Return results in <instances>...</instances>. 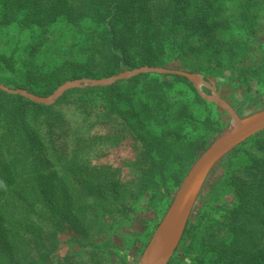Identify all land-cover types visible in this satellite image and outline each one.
Here are the masks:
<instances>
[{"label":"rangeland","instance_id":"1","mask_svg":"<svg viewBox=\"0 0 264 264\" xmlns=\"http://www.w3.org/2000/svg\"><path fill=\"white\" fill-rule=\"evenodd\" d=\"M132 1L135 0H127L129 7ZM178 1L180 6L193 9L191 4L195 0ZM198 2L199 13L190 14L188 20L182 21L178 27L179 38L183 40L193 35L198 41L197 45H187L183 51L176 48L174 57H171L167 49L163 50L155 43L154 57L148 61L134 56L135 52L126 57L128 64H123L122 59L112 64L102 60L93 64H71L53 74L52 79L58 84L53 93L39 95L21 87L26 82L37 87L44 74L52 73L56 64L50 62L56 59L52 56H47L49 61L46 67L41 66L44 60L42 57L34 59L37 61L32 67L23 64L25 40L21 35L27 32L25 26L33 21L39 22V1L4 0L0 4V14L4 15V22L0 21V85L9 90H24L49 98L69 82L83 79L107 80L144 67H160L192 71L199 75L204 81L201 91L208 96L216 91L241 118L264 110V0ZM208 6H212L214 17L205 19ZM58 15L49 25L50 33H54L56 39L66 47L76 50L83 42L79 28L85 19V11L76 1L62 0ZM71 21L77 25L76 29L68 25ZM125 28L128 27H120ZM108 67L117 69V73L101 76ZM75 71L85 77L69 79ZM146 75L150 76L146 78ZM160 76L163 75L145 73L110 86L73 89L52 104L36 103L23 95L0 89L11 96H22L52 110L51 115L40 119L48 123L45 133L51 131L55 135L59 158L54 160L56 169L49 171L48 175H42L41 180L57 222L64 221L63 230L58 235L56 259L63 260L67 256L76 255L70 264H77L80 256H83L84 264H140L145 249L194 164L184 173V154L176 152L173 157H169L168 170L157 178L158 184L135 196L137 190L129 184V170L125 167L133 165L142 151L135 149L133 139L122 130L121 124H128L127 119L120 114H103L107 117L103 116L101 127H97L96 114H89L83 108L86 99L89 104L92 101L84 94L85 90L101 89L103 100L97 106L103 113H109L112 94L116 93L121 97L120 100H130L135 95H142L146 86L144 82L153 78L166 82V108L175 115L183 114L185 122L182 132L187 143L194 147L200 141L212 143L231 126L229 113L217 103L204 99L192 82L161 79ZM236 79L248 84L252 90L230 83ZM110 87L111 91L108 90ZM240 90L247 97L246 104L241 102L242 98L237 100ZM257 91L261 94L260 98L257 97ZM186 109L188 113H185ZM110 131L113 135L123 134L119 148L105 151L106 148H101L97 143H88L100 140L102 135ZM150 131L158 136L161 129L151 128ZM83 144L84 151L78 155L73 152L74 148H82ZM261 151H264V132L238 147L236 153L227 156L217 166L208 186L201 193L204 204L198 210V221L194 224L196 227L183 240L170 264L264 262V250L259 249L252 240L242 238L243 231L247 229L248 232L250 229L245 226L242 214L238 215V209L244 206L264 216V154ZM103 153L110 154L107 157L100 156ZM122 167L124 174L119 182L107 180L109 168ZM90 193L100 195L103 201H95ZM32 231L37 236L43 234L45 237L42 242L49 243L48 230L34 228ZM77 233L87 239L76 241ZM29 244V238L27 241L23 239L20 253L24 255L26 252L29 258L37 259V248ZM81 250L86 251L84 255Z\"/></svg>","mask_w":264,"mask_h":264},{"label":"trees","instance_id":"2","mask_svg":"<svg viewBox=\"0 0 264 264\" xmlns=\"http://www.w3.org/2000/svg\"><path fill=\"white\" fill-rule=\"evenodd\" d=\"M38 1L39 22L33 21L25 26L27 32L25 35H21L25 40L23 64L25 67H32L37 61L34 59L42 57L44 60L41 66L46 67L45 64L49 61L47 56L55 57L56 59H52L50 62L52 64L56 62V64L52 73L44 74L42 82L37 87H33L30 82L21 86L35 94L53 93L58 87V84L52 79L53 74L71 64H93L101 60L112 64L119 62L117 59H122L123 64H128L126 57L135 52L134 56L145 58V61H148L154 57L155 43L164 48L163 50L167 49L168 54L174 57L176 48L183 51L187 45L195 46L198 43L193 35L186 36L182 40L179 38L178 32L179 24L182 21H187L190 14L197 15L199 13L198 0L191 4L193 9L180 6L178 0H135L132 1L130 7L127 0H73L85 11V19L79 28L83 35V42L76 50L66 47L62 41L56 39L54 33L49 31L50 23L59 16L58 11L62 0ZM3 2L4 0H0V4ZM209 17H214L212 6H208V15L205 19ZM0 18H2L0 21L4 22L3 14H0ZM74 24L72 21L68 23L76 29L77 25ZM122 26L128 28L120 29ZM141 50L143 52H139ZM187 72L193 73L192 71ZM116 73L117 69L108 67L101 76H112ZM146 76L148 78L150 75ZM83 77L85 76L75 71L69 79ZM159 78H172L189 83L186 78L175 75H163ZM230 83L238 87H246L248 91L252 90L248 84L239 79L231 80ZM144 84L146 86H144L142 95L138 97L135 95L134 99L120 100V96L116 93L112 94L111 104L108 107L109 113H103L97 106L103 100V93L99 88L85 90L84 94L89 96L92 101L89 104L86 99L83 103V108L89 114H96V126L99 128L102 125L103 114H120L121 117L127 119L128 124H121L122 130L133 139L131 140L135 149L142 151L133 165L125 167L129 170V184L134 185L137 190L134 193L135 196L158 184L157 178L163 176L169 168L170 156L173 157L178 151L182 153L181 155L184 154L182 160L185 163L184 173H186L211 143L200 141L196 143L195 147L187 143L182 132L185 122L183 114L175 115L166 108L165 88L168 86L166 82L153 78ZM108 90L111 91L112 87ZM239 92L241 93L237 100L242 98L241 102L246 104L247 97H244L242 90ZM260 95V92L257 91V97L260 98ZM198 97L203 101L200 96ZM51 113L52 110L49 107L37 105L22 96H11L0 90V264H55L54 262L70 264L76 258V255H70L63 260L56 259L59 245L58 235L63 230L64 221L57 222L53 206L47 199L41 180L42 175H48L49 171L56 169L54 160L59 158L55 135L51 131L45 133L48 123L40 119L42 116L51 115ZM185 113H188L187 109ZM151 128H160V134L155 135L150 131ZM122 135V133L113 135L110 131L102 135L100 140L96 139L88 143L92 145L97 143L107 151L121 146ZM80 139L83 141L82 138ZM99 146H97V150H99ZM81 147L74 148L73 152L77 155L80 154L85 150L84 144ZM237 151L238 148L228 157ZM260 153L264 154V151ZM109 154L103 153L100 156L107 157ZM108 172L107 180L118 182L124 174L123 167L109 168ZM210 177L204 189L208 186ZM204 189L203 191H205ZM90 194L95 201H103L100 195ZM203 204L201 194L181 244L191 230L196 227L194 224L198 221V210ZM240 213L245 220V226L250 229L248 232L247 229L243 231L242 238L252 240L253 244L264 250V216L255 211H249L244 206L238 209V215ZM26 224L29 226L26 227ZM34 228L48 230L49 243H43L42 238L45 236L34 234L32 231ZM255 232L258 233L254 234ZM239 234L237 233V235ZM28 238L29 245L37 248V259L29 258L26 252L24 255L20 253L23 239L27 241ZM81 239H87V237L77 233L75 240ZM180 246L178 250H180ZM80 252L84 255L86 251L81 250ZM77 264H84L83 256L78 258Z\"/></svg>","mask_w":264,"mask_h":264},{"label":"water","instance_id":"3","mask_svg":"<svg viewBox=\"0 0 264 264\" xmlns=\"http://www.w3.org/2000/svg\"><path fill=\"white\" fill-rule=\"evenodd\" d=\"M145 73L175 75L186 78L198 88L204 99L217 103L225 109L232 118L231 126L210 144L188 171L160 222L156 233L145 249L140 263L169 264L181 244L187 225L208 178L217 166L234 150L254 136L264 132V110L247 118H241L220 98L216 91L211 96L205 95L203 91H201L200 88L201 85L204 84V81L199 75L183 70L160 67H144L107 80L83 79L69 82L59 88L56 93L49 98H42L24 90H9L1 85L0 89L8 93L23 95L36 103L52 104L70 90L87 86H110L119 81ZM157 248L159 249L158 254L153 258V254Z\"/></svg>","mask_w":264,"mask_h":264},{"label":"bare ground","instance_id":"4","mask_svg":"<svg viewBox=\"0 0 264 264\" xmlns=\"http://www.w3.org/2000/svg\"><path fill=\"white\" fill-rule=\"evenodd\" d=\"M159 249L157 248L153 254V258L157 256Z\"/></svg>","mask_w":264,"mask_h":264}]
</instances>
